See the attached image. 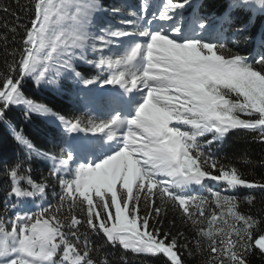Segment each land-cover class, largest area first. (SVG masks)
<instances>
[{"label":"snow or ice","instance_id":"obj_1","mask_svg":"<svg viewBox=\"0 0 264 264\" xmlns=\"http://www.w3.org/2000/svg\"><path fill=\"white\" fill-rule=\"evenodd\" d=\"M186 6L192 0H142L140 11L131 12L133 19L120 21L128 28H115L97 23L98 14L108 11L100 0H31L28 24L10 29L15 33L22 27L23 34L20 48L11 53L13 62L0 76V119L11 106H22L26 118L55 116L69 134L66 159L37 150L22 131L13 129L14 138L29 158L51 160L53 175L63 170L71 178L58 175L55 207L24 213L16 211L17 203L43 199L46 185L21 175L23 162L6 171L8 196L15 202L7 224L0 217V264H110L107 256L96 258L103 246L93 247V233L133 254L163 255L167 264H183L178 237L163 229L161 217L169 205L207 240L208 264H248L250 253L264 255V217L242 214L234 196L212 190L221 212L206 213L209 201L191 194L194 186L207 188V181L232 190H264V182L248 180L207 151L237 129L257 133L264 142V52L254 63L231 52L222 27H210L195 11L185 18L181 10ZM236 9L264 14V0H232L221 24L232 23ZM113 46L120 51L105 55ZM89 51L99 59L88 60ZM76 61L106 69L108 77L102 82L85 78ZM65 75L85 88L102 83L123 91L110 90L97 103L107 118L89 115L87 123L66 119L22 92L26 79L37 87L59 88ZM133 91L140 94L138 103L125 95ZM88 132L103 136L71 135ZM74 156L92 159L69 169ZM205 221L207 230L201 227ZM196 244L199 250L200 240Z\"/></svg>","mask_w":264,"mask_h":264},{"label":"trees","instance_id":"obj_2","mask_svg":"<svg viewBox=\"0 0 264 264\" xmlns=\"http://www.w3.org/2000/svg\"><path fill=\"white\" fill-rule=\"evenodd\" d=\"M107 12L98 14L97 23L100 27H106L109 24L115 28L125 27L120 21L133 19L131 16L132 7H135L137 0H100ZM232 0H192V6H186L181 10L184 17L192 16L195 11L204 21L213 28L222 27L227 39L226 48L233 53L247 55L255 62L254 58L258 53L264 52V45L259 41L264 40V14H253L251 11L236 9L232 11V23L221 24L220 17L228 9ZM7 7L8 12L0 11V76H2L8 65L13 62L14 57L11 53L20 48V40L23 34L22 27H18L15 33L10 29L17 25L28 24L30 19L31 0H0V7ZM115 7L120 9L113 13L111 9ZM20 19L17 20L16 17ZM6 37V39H5ZM127 40L128 38H124ZM120 50L115 46L105 50V55L117 53ZM18 51L17 57L18 58ZM87 59L97 61L99 56L89 51ZM74 67L81 72L85 78L98 79L103 81L108 77L106 69H97L92 64L83 61H76ZM102 83L90 85V93L85 94L80 84H74L67 76L60 80V87L48 84H41L37 87L33 80L26 79L23 82L22 92L25 97L32 99L50 108L54 113L63 115L66 119H83V110L90 106V96L96 92ZM247 118V117H242ZM13 129L22 131V133L32 141L35 148L41 152L59 158H66L64 149V129L55 116H44L32 114L25 117L22 106H11L3 119H0V217L5 219L7 224L8 218L14 212L11 204L15 198L8 196L10 191V178L6 176V171L17 162H23L20 174L27 175L36 183L46 185V195L40 198L41 207L52 205L55 207L59 203L60 184L58 175H53V162L35 156L29 158L26 150L15 140ZM221 163L236 167L248 180L264 182V142L257 138V133L237 129L230 133L221 142H216L207 150ZM214 174H216L214 172ZM208 187L203 189L193 188L192 195L206 198L209 203L205 206L206 213L216 212L219 216L221 209L217 208L212 201L210 190L220 191L222 195L234 196L238 201V211L245 215L255 216L257 219L264 217V190L248 189L238 187L235 190L227 189L223 182L207 181ZM24 187H29L23 182ZM30 190V189H29ZM57 193L53 196V193ZM254 198L253 203H248L249 198ZM17 203L16 211H21L23 204ZM159 203V201H157ZM7 207V211H5ZM33 211H36L35 209ZM231 222V218L225 216ZM164 231L170 232L173 236L178 237V254L183 264H208L211 254L208 251V242L197 235V229L190 222H185L181 211L169 205L166 213L161 217ZM207 230V222L201 225ZM10 230V225H9ZM83 231V229H81ZM89 240L93 247L103 246V250L96 258L100 259L107 256L110 264H167V258L163 255L133 254L125 251L120 246H111L104 244L103 234H91ZM200 240L198 250L196 241ZM95 256V253H94ZM126 257V261L122 260ZM248 264H264V255L258 251L250 253L247 257Z\"/></svg>","mask_w":264,"mask_h":264},{"label":"rangeland","instance_id":"obj_3","mask_svg":"<svg viewBox=\"0 0 264 264\" xmlns=\"http://www.w3.org/2000/svg\"><path fill=\"white\" fill-rule=\"evenodd\" d=\"M141 4H142V0H140V7H141ZM133 93H135L134 91H133ZM139 93H137V94H135V96L137 97V99L139 100V95H138ZM134 115V112L132 111V115L131 116H133ZM99 134H101V136H103V133H99ZM89 159L90 158H88L87 160H86V162H89ZM85 160V159H84ZM99 162V161H98ZM194 187H196V188H198L199 189V187L198 186H194Z\"/></svg>","mask_w":264,"mask_h":264}]
</instances>
